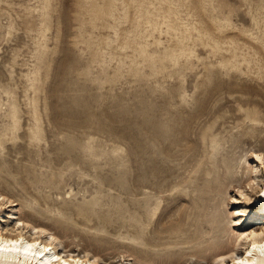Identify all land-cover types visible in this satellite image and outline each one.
<instances>
[{
    "label": "rangeland",
    "instance_id": "374dc122",
    "mask_svg": "<svg viewBox=\"0 0 264 264\" xmlns=\"http://www.w3.org/2000/svg\"><path fill=\"white\" fill-rule=\"evenodd\" d=\"M149 112L171 130L145 154ZM210 117L207 156L264 149V0H0V190L70 249L180 264L224 245L226 170L207 185L184 158Z\"/></svg>",
    "mask_w": 264,
    "mask_h": 264
},
{
    "label": "bare ground",
    "instance_id": "6f19581e",
    "mask_svg": "<svg viewBox=\"0 0 264 264\" xmlns=\"http://www.w3.org/2000/svg\"><path fill=\"white\" fill-rule=\"evenodd\" d=\"M155 116L149 112L141 128H138L140 131L136 123L133 124V139L140 140L145 154L152 151L154 144L164 145L160 137L171 130L160 125ZM214 123L211 117L206 121L195 119L183 129V137L190 138L191 142L184 150V158L185 161L195 162V174L207 185L219 181L222 172L218 168H225L221 192L229 199L228 202L222 201L228 215L224 224L229 227V238L209 254L180 264H236L238 260L244 264H264V196L261 195L264 193V149L247 148L234 164L225 158L207 156L213 152L211 145L218 138L209 141ZM149 141L152 143L149 144ZM231 172L236 174V178L231 179ZM251 205H255L254 217ZM0 239L23 241L18 245L20 250L6 252L0 264H133L132 258L126 259L123 255L103 257L86 247L78 252L70 249L69 243L51 228L39 224L32 216L20 214L18 204L3 190H0ZM28 245L35 246L25 252Z\"/></svg>",
    "mask_w": 264,
    "mask_h": 264
},
{
    "label": "snow or ice",
    "instance_id": "6c2138e0",
    "mask_svg": "<svg viewBox=\"0 0 264 264\" xmlns=\"http://www.w3.org/2000/svg\"><path fill=\"white\" fill-rule=\"evenodd\" d=\"M262 196H264V193H261ZM23 241L21 240H15V241H4L3 239H0V259L4 258V254L6 252H18L20 249L18 245L22 244ZM35 245H28L27 248L24 249L25 252H28L31 250ZM255 247V245H253ZM236 264H244L243 261H237Z\"/></svg>",
    "mask_w": 264,
    "mask_h": 264
}]
</instances>
